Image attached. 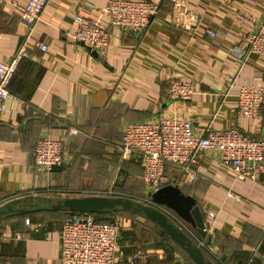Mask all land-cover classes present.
Listing matches in <instances>:
<instances>
[{"label": "crops", "instance_id": "crops-1", "mask_svg": "<svg viewBox=\"0 0 264 264\" xmlns=\"http://www.w3.org/2000/svg\"><path fill=\"white\" fill-rule=\"evenodd\" d=\"M25 1H0V60L23 49L8 88L28 105L7 99L0 112V264H62L61 225L75 211L54 206L66 197L146 195L140 162L118 150L126 123L177 114L191 118L198 134L207 125L236 126L264 137V99L261 117L250 120L235 114V90L220 94L233 72L238 82L264 88V55L248 52L242 40L263 19L264 0H180L176 7L153 0L159 12L141 32L110 27L103 57L65 29L74 15L98 17L105 0H48L27 39L20 17ZM186 9L194 23L176 24L172 16L183 17ZM240 14L251 20L240 24ZM172 77L194 82L189 100L168 99ZM44 135L63 145V162L50 171L38 168L32 156ZM193 169L194 180L166 164V184L195 198L204 236L191 228L208 264H264V170L237 179L209 151L197 154ZM115 208L107 213L120 225L115 264H194L157 223Z\"/></svg>", "mask_w": 264, "mask_h": 264}, {"label": "built area", "instance_id": "built-area-1", "mask_svg": "<svg viewBox=\"0 0 264 264\" xmlns=\"http://www.w3.org/2000/svg\"><path fill=\"white\" fill-rule=\"evenodd\" d=\"M8 1L15 3L14 0ZM168 1L173 7L183 5L180 0ZM47 2L48 0H26L21 7L20 17L26 39L33 32ZM99 8L100 14L96 18L74 15L73 23L65 29V34L102 57L109 48L111 26L121 31L141 32L159 12V4L153 0H105ZM186 10L183 17L172 16L176 24L184 26L186 23H194V20L189 19L190 12ZM250 20L249 15H237L240 24ZM205 32L210 37L215 36V31L209 26L205 28ZM242 40L248 52L264 55V15L258 26L243 35ZM38 46L42 50L46 49L43 43ZM23 54L21 48L9 61L0 60V112L5 109L7 99L24 104L25 109L28 107L8 88ZM237 55L240 58L242 56L241 53ZM232 90L237 92L235 114L245 119H259L264 99L263 86L240 83L237 74L233 72L226 75L220 94L226 95ZM195 92V84L191 79L172 77L168 81L167 96L170 101L185 102ZM193 127L191 118L177 114H162L129 122L121 130L118 150L121 157L132 156L140 162L141 179L147 191L144 199L146 204L162 212L199 247H204L202 240L194 234L187 222L170 208L157 204L150 198L151 193L167 183L165 165L179 166L183 173L194 180L198 177V172L193 169L197 154L209 151L217 154L219 164L235 178H254L264 170V137H251L236 126L212 128L207 125L203 134H198ZM63 154L62 141L47 135L37 140L32 151L35 164L45 171L62 164ZM230 195L233 196L231 193ZM207 216L211 220L216 218V214L212 212L207 213ZM119 229L117 219L100 222L87 212L70 213L62 222L59 237L62 264H115Z\"/></svg>", "mask_w": 264, "mask_h": 264}, {"label": "water", "instance_id": "water-1", "mask_svg": "<svg viewBox=\"0 0 264 264\" xmlns=\"http://www.w3.org/2000/svg\"><path fill=\"white\" fill-rule=\"evenodd\" d=\"M150 198L157 204L173 210L180 218L204 236V218L194 197L183 193L176 184H165L151 193ZM121 207L125 210H135L144 214L148 219L161 226L184 250L196 264H208L201 248L193 240L170 222L156 208L146 204L140 205L126 197H108L104 195L66 197L54 208H66L78 212H95L105 208Z\"/></svg>", "mask_w": 264, "mask_h": 264}, {"label": "trees", "instance_id": "trees-1", "mask_svg": "<svg viewBox=\"0 0 264 264\" xmlns=\"http://www.w3.org/2000/svg\"><path fill=\"white\" fill-rule=\"evenodd\" d=\"M118 208H119V210L118 209H115V210H118V211L122 210L123 211V209L121 207H118ZM110 210H114V209H108V208L101 209V210L96 211L95 213H92L91 215L93 216V218L96 221H110L111 220V217H110L111 215H109L111 213ZM108 212H109V214H107ZM180 247L184 250V248L182 246H180ZM202 252H203V250H202ZM186 254L189 255L187 252H186ZM190 258H191V256H190ZM192 261L194 262V264H196L193 259H192Z\"/></svg>", "mask_w": 264, "mask_h": 264}, {"label": "rangeland", "instance_id": "rangeland-1", "mask_svg": "<svg viewBox=\"0 0 264 264\" xmlns=\"http://www.w3.org/2000/svg\"><path fill=\"white\" fill-rule=\"evenodd\" d=\"M118 197H128L129 199H131L133 202L137 203V204H140V205H146V201L144 200L145 199V195L143 196H118ZM115 209H118L119 208H115ZM111 217V220H114L112 216ZM100 222H106V221H100Z\"/></svg>", "mask_w": 264, "mask_h": 264}]
</instances>
